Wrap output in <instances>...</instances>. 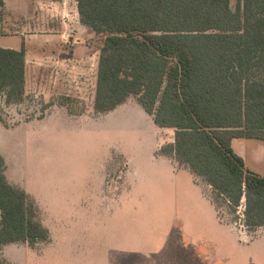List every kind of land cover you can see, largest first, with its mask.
Here are the masks:
<instances>
[{
	"label": "rangeland",
	"instance_id": "374dc122",
	"mask_svg": "<svg viewBox=\"0 0 264 264\" xmlns=\"http://www.w3.org/2000/svg\"><path fill=\"white\" fill-rule=\"evenodd\" d=\"M45 16L39 31L60 22ZM27 21L0 8V34L19 35ZM20 42L0 35V44ZM31 72L23 101H0L8 123L0 122V152L8 180L35 200L50 239L4 244L0 264H264V226L244 223V201L237 212L217 205L202 176L193 172L195 184L156 158L166 155L158 141H170L173 131L159 127L134 95L100 112L91 84L67 95L78 77L66 76L64 66ZM53 103L62 107L47 113ZM233 146L264 174V140L235 138Z\"/></svg>",
	"mask_w": 264,
	"mask_h": 264
},
{
	"label": "trees",
	"instance_id": "16d2710c",
	"mask_svg": "<svg viewBox=\"0 0 264 264\" xmlns=\"http://www.w3.org/2000/svg\"><path fill=\"white\" fill-rule=\"evenodd\" d=\"M81 22L101 38L94 108L134 95L160 127L162 153L187 164L244 223L264 226V174L233 147L264 140V0H77ZM5 0H0V8ZM26 45L0 46V101L27 94ZM0 121L8 123L0 112ZM0 152V247L50 239L35 200L12 184ZM220 201V202H221Z\"/></svg>",
	"mask_w": 264,
	"mask_h": 264
},
{
	"label": "crops",
	"instance_id": "0c3cea01",
	"mask_svg": "<svg viewBox=\"0 0 264 264\" xmlns=\"http://www.w3.org/2000/svg\"><path fill=\"white\" fill-rule=\"evenodd\" d=\"M18 2L23 4L22 8L16 5L12 6V4H18ZM5 8L11 13H19V16L29 20V22L27 21L25 25L22 26V31H16L19 32V35L9 34L7 32L0 34L9 37H21V42L18 44L4 43L0 44V46L20 49L22 43L26 45L27 92L30 89V82H32V68L44 67L46 69L64 66V70L68 71L65 73L66 76L72 78L77 74L78 77V84L75 86L70 85L75 88L70 89V92L73 94L68 93L67 95H74L78 88H80L82 92L84 89L89 91L91 84L93 87L91 90H93L92 98L94 104L100 45H95L97 37L95 31L81 22L77 0H5ZM45 15L52 19L57 18L60 22L57 26H49L47 30L39 31L37 20ZM90 71H93V76H91V78ZM65 80H67V78H64V81ZM45 97H48V94L45 93ZM60 107L62 106L53 103L47 113H49L51 109ZM161 128L173 132H169L168 136L170 141L164 139L159 143L161 141L160 139L157 143V148L167 143L166 141H174V129L168 127ZM156 158L167 162L170 169L175 173H190L192 175V181L196 184L193 172L189 168L181 167L179 164L177 165L180 168L177 167L175 164L177 162L174 160V162H171L167 155H161Z\"/></svg>",
	"mask_w": 264,
	"mask_h": 264
}]
</instances>
